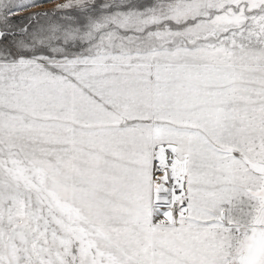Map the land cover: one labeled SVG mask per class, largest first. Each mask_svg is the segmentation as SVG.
Returning a JSON list of instances; mask_svg holds the SVG:
<instances>
[{
  "label": "snow or ice",
  "instance_id": "1",
  "mask_svg": "<svg viewBox=\"0 0 264 264\" xmlns=\"http://www.w3.org/2000/svg\"><path fill=\"white\" fill-rule=\"evenodd\" d=\"M0 264H264V0H0Z\"/></svg>",
  "mask_w": 264,
  "mask_h": 264
},
{
  "label": "rangeland",
  "instance_id": "2",
  "mask_svg": "<svg viewBox=\"0 0 264 264\" xmlns=\"http://www.w3.org/2000/svg\"><path fill=\"white\" fill-rule=\"evenodd\" d=\"M49 7H51V5H49Z\"/></svg>",
  "mask_w": 264,
  "mask_h": 264
}]
</instances>
